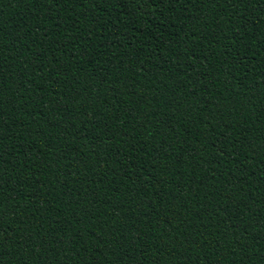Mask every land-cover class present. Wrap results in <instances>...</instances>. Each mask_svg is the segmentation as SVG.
<instances>
[{
  "label": "trees",
  "instance_id": "16d2710c",
  "mask_svg": "<svg viewBox=\"0 0 264 264\" xmlns=\"http://www.w3.org/2000/svg\"><path fill=\"white\" fill-rule=\"evenodd\" d=\"M0 264H264V0H0Z\"/></svg>",
  "mask_w": 264,
  "mask_h": 264
},
{
  "label": "snow or ice",
  "instance_id": "6c2138e0",
  "mask_svg": "<svg viewBox=\"0 0 264 264\" xmlns=\"http://www.w3.org/2000/svg\"><path fill=\"white\" fill-rule=\"evenodd\" d=\"M241 2H242V0H241Z\"/></svg>",
  "mask_w": 264,
  "mask_h": 264
}]
</instances>
